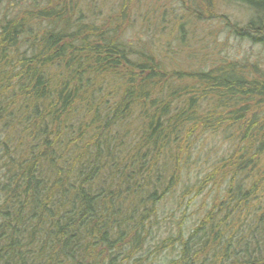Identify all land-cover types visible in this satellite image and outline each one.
<instances>
[{
	"label": "trees",
	"instance_id": "1",
	"mask_svg": "<svg viewBox=\"0 0 264 264\" xmlns=\"http://www.w3.org/2000/svg\"><path fill=\"white\" fill-rule=\"evenodd\" d=\"M25 1L0 0V264H264V68L166 70L122 38L131 0L101 23L78 0ZM236 1L239 34L264 45V0ZM181 3L216 16L217 0ZM207 134L231 149L178 204L208 187L211 205L161 238Z\"/></svg>",
	"mask_w": 264,
	"mask_h": 264
},
{
	"label": "rangeland",
	"instance_id": "2",
	"mask_svg": "<svg viewBox=\"0 0 264 264\" xmlns=\"http://www.w3.org/2000/svg\"><path fill=\"white\" fill-rule=\"evenodd\" d=\"M38 1L39 5L45 4L43 0ZM123 1L78 0L77 8L85 14L88 22L101 23L112 13L118 16ZM21 5L31 7V0ZM125 5L128 16L123 24L122 38L132 45L133 51L149 49L168 71L207 70L222 58L258 62L264 68V45L239 34L243 33L241 30L250 17L249 10L239 1L228 3L217 0L216 16L202 20L188 14L181 0H131ZM198 139L183 169L181 181L161 205L160 217L162 219L165 216L163 219H167L156 230L161 238L174 233L179 221L184 223L186 231L191 230L211 205L216 192L208 191L207 187L195 196L193 190L179 208L181 194L197 183L212 164L231 149V142L218 134H207ZM190 197L192 201L185 204Z\"/></svg>",
	"mask_w": 264,
	"mask_h": 264
}]
</instances>
